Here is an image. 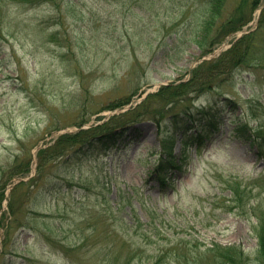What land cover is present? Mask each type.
Listing matches in <instances>:
<instances>
[{"label":"rangeland","instance_id":"rangeland-1","mask_svg":"<svg viewBox=\"0 0 264 264\" xmlns=\"http://www.w3.org/2000/svg\"><path fill=\"white\" fill-rule=\"evenodd\" d=\"M66 1L8 4L12 27L0 37V264H175L172 257L210 264L214 244L234 245L255 264L253 218L222 205L234 189L250 188L249 205L264 207V67L241 63L222 89L192 101V113L215 101L222 118L199 154L188 150L173 185L147 180L155 158L148 151L171 138L149 121L126 131L124 148L48 162L39 147L72 136L82 118H108L114 112L100 109L108 100L186 81L200 60L189 41L191 15L172 0L149 1L137 17L127 0ZM249 26L257 29V18ZM249 31L232 33L222 50ZM252 40L264 43V29ZM180 241L188 251L166 254Z\"/></svg>","mask_w":264,"mask_h":264},{"label":"trees","instance_id":"trees-1","mask_svg":"<svg viewBox=\"0 0 264 264\" xmlns=\"http://www.w3.org/2000/svg\"><path fill=\"white\" fill-rule=\"evenodd\" d=\"M28 0H0V37L8 32L7 27H10V10L9 3L14 5L25 4ZM161 3V0H152ZM232 0H172V6L180 9H185L189 12L190 21L189 28L193 26V30L189 31V41L195 44L200 53L207 54L219 45L224 38L237 30L244 27L251 19L253 11L258 7L260 0H237L235 5H229ZM230 9V10H229ZM191 10V11H190ZM260 24L258 28L264 29V9L261 12ZM185 18V17H184ZM195 18V19H194ZM258 29V32H259ZM187 30V29H185ZM257 32L250 33L243 36L234 44L230 50L223 53L219 58L213 62H203L198 65L193 71L190 80L187 83L179 85H168L162 87L155 95L149 96L137 107L138 112L131 116L132 122L136 120L152 119L157 122H163L170 111L164 110L166 106H176L178 102L191 93H204L212 88V81L221 71V64L228 63L234 64H247L248 61H257L258 66L264 67V43L254 42L253 37H256ZM213 67H219L216 75L212 74ZM216 82L218 79H215ZM203 90V91H202ZM156 99L159 103L157 106H150L148 101ZM120 103V102H119ZM175 115L171 114L173 118ZM170 120V118H169ZM175 127L182 131L184 134L183 145H197L206 139V133H199L194 135L189 133L191 126L183 127V124L178 125L174 123ZM178 168L174 162V156L171 155V149L166 151L165 156L158 159V164L155 173L162 181L161 177L163 172H169ZM249 186V185H248ZM251 189L242 192L238 195V188L234 189L233 194L236 196L234 199H229L228 203L223 204L224 211L236 212L242 211L249 214L250 217L256 220V230L258 237V251L257 260L258 264H264V207L258 204L253 206L249 205ZM175 249H184L185 244L179 242L174 246ZM225 260L224 264H238L241 262L239 257L222 256ZM243 259H247L242 255ZM186 264V263H183Z\"/></svg>","mask_w":264,"mask_h":264}]
</instances>
